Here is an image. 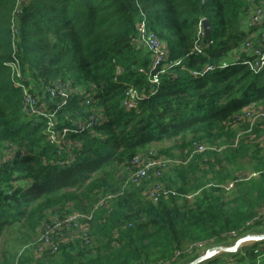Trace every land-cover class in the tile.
I'll use <instances>...</instances> for the list:
<instances>
[{
    "label": "trees",
    "instance_id": "obj_1",
    "mask_svg": "<svg viewBox=\"0 0 264 264\" xmlns=\"http://www.w3.org/2000/svg\"><path fill=\"white\" fill-rule=\"evenodd\" d=\"M17 3L0 0V149L8 150L0 161V236L18 223L40 227L47 212H59L67 202L81 199L94 209L107 186L117 183L116 169L150 145L181 141L188 146L185 168L205 166L211 152L190 158L192 143L210 145L232 132L238 113L264 104V69L254 72L243 51L247 38L264 30V24H252L249 0ZM203 20L210 23V38L198 35ZM142 21L167 51V62L155 69L153 54L134 43ZM23 88L46 116L26 110ZM129 89L139 97L133 109L124 105ZM51 115L54 132L72 131L58 145L48 142ZM86 123L85 130L78 128ZM240 149H246L243 139ZM248 182L232 204L213 187L188 204L174 195L151 201L143 185H131L94 214L109 251L59 244L60 259L45 255L38 264H149L158 247L171 252L164 264L176 263L196 250L174 257L183 243L222 242L233 231L262 226L248 223L264 205V173ZM18 264L33 262L23 255ZM206 264H264V242Z\"/></svg>",
    "mask_w": 264,
    "mask_h": 264
},
{
    "label": "rangeland",
    "instance_id": "obj_2",
    "mask_svg": "<svg viewBox=\"0 0 264 264\" xmlns=\"http://www.w3.org/2000/svg\"><path fill=\"white\" fill-rule=\"evenodd\" d=\"M229 127L232 132L216 138L210 144V146H214L220 150L210 151L211 154L204 155L203 161L206 165H201L200 168L195 170L185 168L188 158L186 154L188 146L183 145L181 141H166L153 144L139 153H144L147 161L158 162L161 159L167 161V167L162 170L163 176L157 181H161L164 185L174 189L176 192L175 196L179 197L181 201L193 204L196 197L204 189L213 187L219 189V195L224 203L232 204L238 195L240 185L250 183L248 181L251 178H255L260 173H264V104L246 107L230 122ZM242 139L246 148L244 150L240 149ZM255 140H257V144ZM188 142L189 140H187V144ZM150 152L153 153L152 156L148 154ZM7 153V148L0 149V156H4ZM183 161H186L185 164H180ZM129 165H123L116 169L117 183L115 185L112 184V186L110 185V187L107 186L108 192L120 193L119 181L121 177H125L131 171ZM152 173L156 174L158 172L153 171ZM174 187L180 189V191H176ZM142 188L145 191V184H143ZM87 207L88 204L86 202L78 199L67 202L64 209H60L59 212H47L46 218L40 227L31 228L22 225V223L7 227L0 236V264H18L20 257L23 255L31 258L33 264L44 261L46 259L44 258L45 255H48L50 260L60 259L58 252L53 254L39 252L38 247L41 242L42 229L50 224L52 220L65 215L71 213H87L90 211ZM255 221L263 223L262 226H264V205L257 210V216L248 225L254 224ZM238 234V232L233 231L230 238ZM88 239L91 243L87 246ZM55 240L58 245H75L79 242L84 247H92L91 249L101 250L102 253L111 249V244L98 235L96 224L93 223V220L89 223L84 222L80 226L77 225L68 231L60 232L56 235ZM216 242H219L218 238L211 242L183 243L179 251L176 254L174 252L173 256L175 257L179 253L190 254L193 249H198ZM170 253L169 250L162 247L154 249L149 264H164L163 262L171 259L169 258Z\"/></svg>",
    "mask_w": 264,
    "mask_h": 264
},
{
    "label": "built area",
    "instance_id": "obj_3",
    "mask_svg": "<svg viewBox=\"0 0 264 264\" xmlns=\"http://www.w3.org/2000/svg\"><path fill=\"white\" fill-rule=\"evenodd\" d=\"M25 0H18L17 6L22 5ZM249 3L252 6L251 21L252 24L263 25L264 24V0H249ZM18 11L14 13V17H17ZM17 21L16 18L12 24V34L13 39L17 36ZM198 35L203 36L204 31L202 23L199 25ZM134 43L144 47L147 51L153 54L154 60L152 62V69L157 68L160 65H164L167 62V51L162 45V43L152 34H147L144 21L138 27V36L134 39ZM243 51L248 54L250 59L247 60L248 66L254 71L259 72L264 69V30L259 32V35L251 34L244 43ZM12 69L16 74L17 80L14 82L15 85L20 86L19 80L22 79V73L18 62H15L12 65ZM212 69L211 67L208 70ZM118 70V74H119ZM140 72H143L141 69ZM23 91L26 95L25 97V108L32 114L37 116H46V109L44 107H39L37 105V100L28 94L27 89L23 88ZM60 96L63 99H66L69 96V93L66 88H62L59 92ZM52 96H55V92L52 93ZM126 100L124 101L125 107L133 109L137 107L139 97L136 91L129 89L126 92ZM89 103V101H88ZM53 116H49L48 119V131L50 132L48 142L52 145H58L61 142L65 141L67 135L72 132L68 128H64L61 132H54V120ZM95 120L94 118L91 119ZM90 124L86 123L79 125L78 128L85 130ZM191 155L190 158L194 155H200L207 151H218L214 146H210L207 143L203 142H194L191 145ZM150 156L153 153H148ZM3 159V156H0V161ZM152 159V158H151ZM156 160V159H155ZM185 162H180L184 164ZM167 167V161L161 159L156 161H147L145 159L144 153H138L130 163L129 173L124 177H121V190L120 193L108 192L103 195H100L99 201L94 209L83 214L71 213L63 217L52 220L50 224L46 225L42 230V237L40 246L38 249L39 252L44 253H56L58 250V244L55 240L57 234L63 231H68L77 225L80 226L84 222H91L93 220L94 214L97 210L102 209L101 207H106L108 201L113 200L122 194L127 187L131 185H143L145 184L144 195L148 200L157 201L158 199L164 197H169L171 195H176L174 189L169 186L164 185L161 181H157L162 175V170ZM153 171L158 173L154 174ZM88 243V242H87Z\"/></svg>",
    "mask_w": 264,
    "mask_h": 264
},
{
    "label": "water",
    "instance_id": "obj_4",
    "mask_svg": "<svg viewBox=\"0 0 264 264\" xmlns=\"http://www.w3.org/2000/svg\"><path fill=\"white\" fill-rule=\"evenodd\" d=\"M202 27L205 37L210 38L211 28L209 21L203 20ZM260 242H264V226H256L236 237L205 245L174 264H206L222 257L235 254L244 255L249 248Z\"/></svg>",
    "mask_w": 264,
    "mask_h": 264
}]
</instances>
